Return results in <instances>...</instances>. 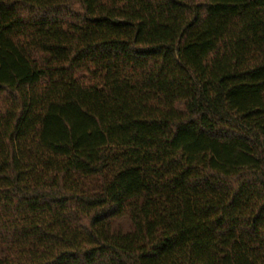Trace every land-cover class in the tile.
<instances>
[{"label":"trees","instance_id":"trees-1","mask_svg":"<svg viewBox=\"0 0 264 264\" xmlns=\"http://www.w3.org/2000/svg\"><path fill=\"white\" fill-rule=\"evenodd\" d=\"M0 264H264V0H0Z\"/></svg>","mask_w":264,"mask_h":264}]
</instances>
